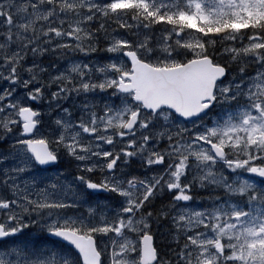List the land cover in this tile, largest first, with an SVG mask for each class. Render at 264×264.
Masks as SVG:
<instances>
[{
	"label": "snow or ice",
	"instance_id": "1",
	"mask_svg": "<svg viewBox=\"0 0 264 264\" xmlns=\"http://www.w3.org/2000/svg\"><path fill=\"white\" fill-rule=\"evenodd\" d=\"M0 264H264V0H0Z\"/></svg>",
	"mask_w": 264,
	"mask_h": 264
}]
</instances>
